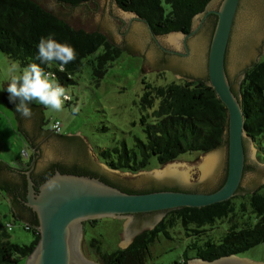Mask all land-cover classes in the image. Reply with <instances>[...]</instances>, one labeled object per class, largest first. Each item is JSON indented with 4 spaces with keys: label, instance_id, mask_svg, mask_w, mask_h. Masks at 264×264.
Returning a JSON list of instances; mask_svg holds the SVG:
<instances>
[{
    "label": "water",
    "instance_id": "95a60500",
    "mask_svg": "<svg viewBox=\"0 0 264 264\" xmlns=\"http://www.w3.org/2000/svg\"><path fill=\"white\" fill-rule=\"evenodd\" d=\"M33 1L63 22L75 17L95 28L142 58L146 70L165 69L206 81L224 105L226 119L220 128L222 143L202 157L130 175L97 164L75 135L39 130L42 108L29 105L32 115L25 118L4 92L0 100L34 154L25 172L0 163V187L16 215L38 230L37 242L22 264H100L82 255V221L125 217L117 246L126 247L137 231L152 228L168 210L221 202L264 182V162L253 154L251 141H245L238 95L242 70L264 53V0H210L190 18L188 32L158 36L144 19L119 10L114 0ZM51 180L56 186L50 189ZM185 264L264 262L229 254L211 260L193 257Z\"/></svg>",
    "mask_w": 264,
    "mask_h": 264
},
{
    "label": "trees",
    "instance_id": "16d2710c",
    "mask_svg": "<svg viewBox=\"0 0 264 264\" xmlns=\"http://www.w3.org/2000/svg\"><path fill=\"white\" fill-rule=\"evenodd\" d=\"M59 1L84 3L89 0ZM209 1L114 0V3L120 10L133 12L144 19L154 35H161L170 31L188 32L190 18L202 11ZM49 34H54L60 43L70 44L76 51V59L65 65L63 70L59 62L47 64L37 59L39 40ZM99 47L101 52L88 61L91 75L97 78L106 63L119 53V49L100 32L73 28L33 0H0V52L21 68L37 63L66 87L73 83L72 75L79 70L82 60ZM242 74L238 81V95L245 141H251L258 149L256 156L263 159L264 60L251 63L242 70ZM10 81L4 82L2 94ZM30 105L37 106L33 102ZM139 105L145 109V113L139 116L143 139L134 137L130 146L121 141L119 146L98 148V159L110 169L136 172L149 166L159 167L182 154L204 153L222 143L220 128L226 119V110L202 79L184 78L156 86L144 84ZM40 114L41 125L48 124L41 111ZM53 120L57 119L53 118L49 123ZM15 131L23 139L16 125ZM55 133H60V124ZM24 142L21 148L25 147L26 156L23 160L19 159L13 165L2 160L0 163L15 172L29 169L34 154L29 152L28 144ZM151 158H155L153 163H150ZM0 193L7 204L6 212L0 215V264H22L37 242L38 230L16 215L1 187ZM233 196L202 207L168 210L152 229L137 233L124 248L104 251L99 239L90 238L83 251L100 264H145L148 247L156 237L161 234L170 238V231L179 226L188 240L176 264H185L193 257L211 260L229 254L240 256L253 246L264 243V190L256 189L243 200L234 201ZM95 221H89L90 226ZM16 222L23 230L31 232L32 238L28 243L9 240L6 224ZM221 222H225V227L214 231V234L209 232L215 223ZM25 225H28L26 229Z\"/></svg>",
    "mask_w": 264,
    "mask_h": 264
},
{
    "label": "rangeland",
    "instance_id": "374dc122",
    "mask_svg": "<svg viewBox=\"0 0 264 264\" xmlns=\"http://www.w3.org/2000/svg\"><path fill=\"white\" fill-rule=\"evenodd\" d=\"M66 22L73 28L97 31L95 28L83 24L75 17H70ZM110 43L114 45L112 42ZM114 46L117 47L116 45ZM117 48L119 49L118 55L106 63L104 71L98 78L91 75V67L88 61L101 52V47L82 60L79 70L72 75L73 83L64 87L69 100L64 102L63 110L57 112L33 101L34 105H39L42 108L40 111L46 120L50 122L53 118L57 119L60 123L61 132L71 133L81 138L82 142L96 158L97 164H102L106 168L108 167L97 157L98 148H105L109 145L119 146L121 141L130 146L134 137L143 139L139 116L145 113V109L140 107L139 98L144 90V84L151 86L163 85L172 80L178 81L185 78L183 76H175L165 69L146 70L142 66V58L130 54L119 47ZM258 60H264V53L256 55L253 62ZM22 69L16 62L8 59L0 52V97L4 82L21 74ZM195 79L200 78L190 80ZM240 79L241 77L239 76L238 81ZM73 108H78V112L73 113ZM49 122L46 125L49 126ZM15 125L14 115L0 100V160L11 165L15 162L17 163L19 159H24L20 154L23 141L15 131ZM251 143L248 142V145L256 156L258 149ZM205 153L182 154L176 160L192 161L202 157ZM257 158L264 162V155L263 159ZM153 161H155V158L150 159V163H153ZM159 167L149 166L136 172L116 171L135 175L139 172H149ZM256 189L264 190V182L250 192ZM250 192L234 195V201L243 200ZM6 210L7 205L3 195L0 193V215L4 214ZM96 220L93 226H90L87 222L83 223L84 231L81 232L82 255L90 260H94V258L83 251L86 242L90 238L99 239L101 249L104 251L125 247L117 246L124 221L120 218L111 219L108 217L97 218ZM178 227L176 226L170 231V238H166L161 234L156 237L148 247V257L145 264H176L175 261L179 259L188 240L184 236L183 229ZM222 227H225V222L215 223L214 228L209 232L212 231V234H214V231H220ZM31 238V232L23 230L19 223L16 222L11 225V230L9 231V240L11 242L28 243ZM240 256L264 262V243L253 246ZM21 263H23V260Z\"/></svg>",
    "mask_w": 264,
    "mask_h": 264
},
{
    "label": "clouds",
    "instance_id": "9594fccd",
    "mask_svg": "<svg viewBox=\"0 0 264 264\" xmlns=\"http://www.w3.org/2000/svg\"><path fill=\"white\" fill-rule=\"evenodd\" d=\"M76 55L73 46L58 42L54 34L41 37L37 45V59L47 64L53 61L59 62L61 70L74 61ZM6 91L9 94V101L15 104V111L25 118H30L32 115L29 105L33 101L59 112L63 110L64 102L69 100L66 89L57 81L54 74L45 72L37 63L27 65L22 69L21 74L12 77ZM72 111L77 113L78 108H73ZM55 186V180L47 182V187L50 189Z\"/></svg>",
    "mask_w": 264,
    "mask_h": 264
},
{
    "label": "flooded vegetation",
    "instance_id": "af4514ba",
    "mask_svg": "<svg viewBox=\"0 0 264 264\" xmlns=\"http://www.w3.org/2000/svg\"><path fill=\"white\" fill-rule=\"evenodd\" d=\"M155 36H156V35H155ZM40 126H41L42 129H40V127H38L39 130H42V131L49 130V131L53 132V131L50 129V127H48L46 124H44V125H40ZM53 133H54L55 135H58V136H62V135H66V134L73 135V134H71V133H67V132H66V133H63V132H61V131H60V133H55V132H53ZM79 139L81 140V138H79ZM81 141H82V140H81ZM28 147H29V152H32V153H33L32 149L30 148L29 145H28ZM33 161H34V155H33V159H32V161H31V164L33 163ZM164 215H165V213L162 214V217L160 218V220L163 218ZM111 219H115V218H111ZM117 219H118V218H117ZM120 219H121L122 221H124V220H125V217H122V218H120ZM91 220L94 221V220H96V219H90V220H85V221H82V222H81L82 232L84 231L83 223H85V222L89 223V221H91ZM160 220H159V221H160ZM159 221H158V222H159ZM158 222H157V223H158ZM157 223H155V224L152 225V226L154 227ZM89 225H91V223H89ZM152 226H151V227H152ZM153 227H152V228H153ZM152 228L149 227V228H147V229H142V230L136 232L135 235H136L137 233L141 232V231L149 230V229H152ZM135 235H134V236H135ZM134 236H133V237H134ZM133 237H132V239H133ZM132 239H131V240H132ZM131 240H130V242H131Z\"/></svg>",
    "mask_w": 264,
    "mask_h": 264
},
{
    "label": "built area",
    "instance_id": "2783aa9c",
    "mask_svg": "<svg viewBox=\"0 0 264 264\" xmlns=\"http://www.w3.org/2000/svg\"><path fill=\"white\" fill-rule=\"evenodd\" d=\"M66 95L68 96V94L66 93ZM59 121L58 120H53L50 124V129L55 131V132H58L59 130ZM20 154L22 157H25L26 156V150H25V147L24 148H21L20 149ZM28 225H25L24 228L26 229ZM6 227L8 230L11 229V224H6Z\"/></svg>",
    "mask_w": 264,
    "mask_h": 264
},
{
    "label": "crops",
    "instance_id": "0c3cea01",
    "mask_svg": "<svg viewBox=\"0 0 264 264\" xmlns=\"http://www.w3.org/2000/svg\"><path fill=\"white\" fill-rule=\"evenodd\" d=\"M20 137V136H19ZM21 138V137H20ZM22 139V138H21ZM22 141H23V145H22V147L25 145V142H24V139H22ZM7 205V204H6Z\"/></svg>",
    "mask_w": 264,
    "mask_h": 264
}]
</instances>
